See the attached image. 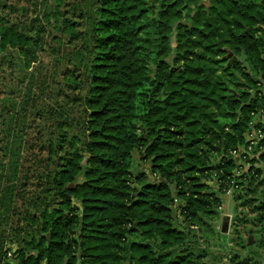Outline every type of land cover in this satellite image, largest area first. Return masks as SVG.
Masks as SVG:
<instances>
[{
	"label": "trees",
	"instance_id": "1",
	"mask_svg": "<svg viewBox=\"0 0 264 264\" xmlns=\"http://www.w3.org/2000/svg\"><path fill=\"white\" fill-rule=\"evenodd\" d=\"M54 3L43 18L55 21L60 34L52 40L66 65L54 102L43 107L63 112L50 123L40 159L47 168L33 201L38 211L24 216L15 203L35 94L31 70L10 87L13 101L0 100V264H208L219 257L212 241L229 238L217 228L213 183L235 191L229 241L248 255L230 253L231 264H252L255 243L264 249V175L245 153L251 167L236 174L243 164L232 152L248 144L254 114L264 110V0ZM65 3L70 16L59 11ZM38 41L0 16V53L15 51L22 70L44 51ZM228 51L236 56L229 64ZM15 217L37 235L12 238ZM240 226L253 229L254 244Z\"/></svg>",
	"mask_w": 264,
	"mask_h": 264
},
{
	"label": "rangeland",
	"instance_id": "2",
	"mask_svg": "<svg viewBox=\"0 0 264 264\" xmlns=\"http://www.w3.org/2000/svg\"><path fill=\"white\" fill-rule=\"evenodd\" d=\"M69 2V1H66ZM59 5V11H68V16L71 15V11L73 9V5L69 4ZM55 7L54 0H0V16L4 17L5 21H9L10 23H15L18 25L24 32L29 33L31 36H39V43L44 48L43 52H39L37 56V60L32 63V68L28 69V71L22 70V67L19 62V56L15 51L8 50L6 52L0 53V100L3 98L4 101L10 102L16 96L15 92H10V87L14 86L16 81L20 77L23 76V81H25L28 72H31L35 75V85H34V99H33V109L31 110V114L27 120V130L26 137L28 139V143L26 146V150H24V169L21 172L19 178V184L17 190L20 191V197L15 203V209L17 210L16 216H24V212L27 210L33 212V208L38 211V207L33 205V201L36 200V196L38 195L36 191L41 189L39 185V177L43 175L46 170V162L44 159L46 157L47 144L50 141V134H47L48 130L51 128V122H55L58 119L61 120L63 110L59 105H55V109H58L56 113L50 114L48 112V107H43L44 100L53 103L55 91L58 90L59 86L61 87V79L62 74L61 70L65 67L66 62L65 59H60V47L59 41H53L52 36L55 34L59 35L60 33L52 28V24L55 22L53 18L49 20H45L43 18V14L49 12ZM45 28V31H40L41 27ZM55 48L58 51L56 54H52L51 51ZM4 56V57H3ZM63 57V54H62ZM57 59L58 61H55ZM37 70L34 71V68ZM264 79V78H263ZM260 80V83L262 80ZM53 83L54 87L51 86ZM24 85V82L21 83V86ZM45 85L43 98H42V88ZM20 84L18 85V87ZM17 87V88H18ZM260 87V86H259ZM50 95L52 97H50ZM62 98V99H61ZM66 97L64 95L58 98L60 106L64 103L63 100ZM68 111H71V115L73 118L78 117L80 114V110L76 104H72L69 102ZM41 108V109H40ZM40 110H43V116L39 118ZM1 111V110H0ZM60 112V113H59ZM70 115V116H71ZM44 118V119H43ZM43 119V120H41ZM26 139V140H27ZM40 146L42 148L40 149ZM137 156V155H136ZM37 158V159H35ZM137 162V160H136ZM139 164V163H138ZM143 164H145L143 162ZM141 166V165H140ZM144 170L148 171L147 165L141 166ZM211 183V182H209ZM213 183V182H212ZM211 183V184H212ZM214 184V183H213ZM215 191L220 196L222 190L218 189ZM234 191V190H232ZM231 191V192H232ZM235 192V191H234ZM233 196V194L231 193ZM27 196V197H26ZM233 198V197H232ZM233 200V199H232ZM230 201L228 203V214L230 215L229 222V231H228V239L227 242L223 244V240H213L211 250L213 254L218 255L219 257L215 260L208 257L206 259L208 264H231L233 262L231 260L230 253L238 252L240 254L239 258L247 257V249H240L235 245L234 242L230 243V236L235 233L234 226L235 220L232 219L233 216V207L234 203ZM240 202V201H238ZM238 202H236L238 204ZM39 206V204H37ZM219 209L220 205H219ZM243 210V208H242ZM178 212V211H176ZM15 217L12 221L13 235L16 238L20 239L22 237H29L37 235V230L33 226H29L27 223L16 220ZM218 226H220V218L217 220ZM237 223V222H236ZM243 226V225H242ZM244 227V226H243ZM241 228V229H239ZM238 230L241 231L242 235L245 238H248V234H246L245 229L241 226L238 227ZM16 234V235H15ZM255 236H257L255 234ZM10 238V237H9ZM229 241V242H228ZM252 242L251 244H253ZM250 244V245H251ZM256 264H264V260H259Z\"/></svg>",
	"mask_w": 264,
	"mask_h": 264
},
{
	"label": "crops",
	"instance_id": "3",
	"mask_svg": "<svg viewBox=\"0 0 264 264\" xmlns=\"http://www.w3.org/2000/svg\"><path fill=\"white\" fill-rule=\"evenodd\" d=\"M260 89L264 93V79L261 82ZM257 125L261 126V124H259V122H256V123L254 122V123H252L250 125V128L248 129V131H247V133L245 135L246 141L256 140V139L259 138L258 137V131H257L258 130ZM247 146L248 145H241V146L238 147V153H237V156H235L236 162L238 164H242L243 161H242L241 155L247 152L248 155H249V158L253 159V163H252L253 166H255L256 168H261L262 173L264 175V151H259V150H256V149L252 150L251 149L248 152ZM262 153H263V155H262ZM135 163L136 164L140 163L142 166H144V165L148 166L147 163L143 164V162H140L139 159L137 160V162L135 161ZM136 164H135V166H133V170L136 168ZM216 185H217L216 183L213 184V187L215 188V190H217V186ZM231 193L234 194V191L231 192V191H225L224 190L223 192H221V195H220V202H221L220 203V208L221 209H219V212H220V217H219L220 218V226L217 225L218 230L221 233L226 234L227 236H228V231H229L228 230L229 229V222L228 221L230 220V215L228 214L229 212L227 210V207H228V203L230 201V198H231V200L233 199L232 198L233 196L231 195ZM232 203H234V205H235L234 199L232 200ZM233 214H234V207H233ZM225 217H226V222H227V228H226L225 231H223L222 230V222L225 219ZM254 239L256 240V236L254 237ZM252 250L255 253H257V255H258V256H255V260H253L254 262L252 264L258 263L259 260H264V249L259 248L256 245V243H255V245L253 246Z\"/></svg>",
	"mask_w": 264,
	"mask_h": 264
},
{
	"label": "built area",
	"instance_id": "4",
	"mask_svg": "<svg viewBox=\"0 0 264 264\" xmlns=\"http://www.w3.org/2000/svg\"><path fill=\"white\" fill-rule=\"evenodd\" d=\"M257 120V121H256ZM256 123V122H259V124H261V126L263 127L264 126V110L261 109L260 111H258L257 113L254 114V119L252 121V123ZM251 123V124H252ZM258 139L256 140H250L248 141V146H247V149H248V152L252 149H256V150H259V151H264V132L258 128ZM237 153H238V149L237 151H233L232 152V156L235 158V156H237ZM245 154H248L247 152ZM245 156H242V158H244ZM243 165L236 170V174H240L242 173V171H247L249 169V167H251L250 163L248 162H244L242 163ZM232 191L234 190V187H229V188H224L223 191Z\"/></svg>",
	"mask_w": 264,
	"mask_h": 264
},
{
	"label": "water",
	"instance_id": "5",
	"mask_svg": "<svg viewBox=\"0 0 264 264\" xmlns=\"http://www.w3.org/2000/svg\"><path fill=\"white\" fill-rule=\"evenodd\" d=\"M228 55H231V58L229 59L228 64H229L231 61L236 60V56H235L231 51H228ZM226 228H227V222H226V217H225V219H224L223 222H222V230L225 231ZM252 232H253V229L250 228V229L248 230L247 245H250V244H251L252 242H254V240H255V239H254V236H253V234H252Z\"/></svg>",
	"mask_w": 264,
	"mask_h": 264
}]
</instances>
